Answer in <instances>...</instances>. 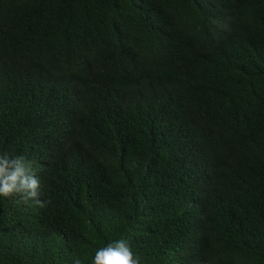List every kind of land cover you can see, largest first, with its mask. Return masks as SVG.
<instances>
[{"label": "trees", "instance_id": "16d2710c", "mask_svg": "<svg viewBox=\"0 0 264 264\" xmlns=\"http://www.w3.org/2000/svg\"><path fill=\"white\" fill-rule=\"evenodd\" d=\"M0 264H264V0H0Z\"/></svg>", "mask_w": 264, "mask_h": 264}, {"label": "clouds", "instance_id": "9594fccd", "mask_svg": "<svg viewBox=\"0 0 264 264\" xmlns=\"http://www.w3.org/2000/svg\"><path fill=\"white\" fill-rule=\"evenodd\" d=\"M40 187V179L32 167V161L22 155L0 152V197H17L20 203L33 201L37 206L44 207L46 201L39 199ZM72 264H82V261L74 256ZM92 264H141V261L134 255L129 242L119 239L98 248Z\"/></svg>", "mask_w": 264, "mask_h": 264}]
</instances>
